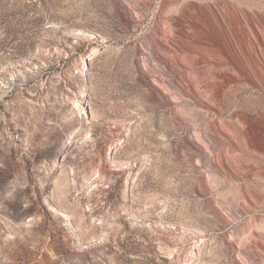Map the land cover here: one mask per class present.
Wrapping results in <instances>:
<instances>
[{"label": "rangeland", "instance_id": "374dc122", "mask_svg": "<svg viewBox=\"0 0 264 264\" xmlns=\"http://www.w3.org/2000/svg\"><path fill=\"white\" fill-rule=\"evenodd\" d=\"M0 264H264V0H0Z\"/></svg>", "mask_w": 264, "mask_h": 264}]
</instances>
